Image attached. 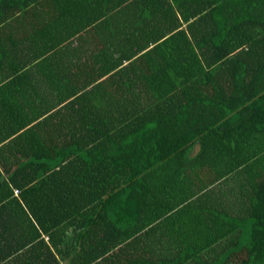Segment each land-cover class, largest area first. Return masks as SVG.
I'll use <instances>...</instances> for the list:
<instances>
[{"label":"trees","instance_id":"1","mask_svg":"<svg viewBox=\"0 0 264 264\" xmlns=\"http://www.w3.org/2000/svg\"><path fill=\"white\" fill-rule=\"evenodd\" d=\"M3 46L0 264H264V0H0Z\"/></svg>","mask_w":264,"mask_h":264},{"label":"crops","instance_id":"2","mask_svg":"<svg viewBox=\"0 0 264 264\" xmlns=\"http://www.w3.org/2000/svg\"><path fill=\"white\" fill-rule=\"evenodd\" d=\"M5 42H6V40H5ZM3 44H4V43H3ZM3 48H4V46H3V47H0L1 50H2ZM198 150H199V144L196 143V144L193 146L191 153H192V154H196V152H197Z\"/></svg>","mask_w":264,"mask_h":264}]
</instances>
